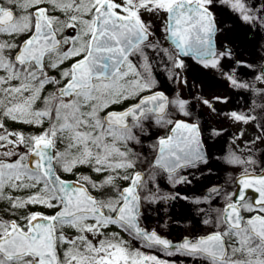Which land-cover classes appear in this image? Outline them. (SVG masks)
Returning a JSON list of instances; mask_svg holds the SVG:
<instances>
[{"label": "snow or ice", "instance_id": "1", "mask_svg": "<svg viewBox=\"0 0 264 264\" xmlns=\"http://www.w3.org/2000/svg\"><path fill=\"white\" fill-rule=\"evenodd\" d=\"M0 264H264V0H0Z\"/></svg>", "mask_w": 264, "mask_h": 264}, {"label": "rangeland", "instance_id": "2", "mask_svg": "<svg viewBox=\"0 0 264 264\" xmlns=\"http://www.w3.org/2000/svg\"><path fill=\"white\" fill-rule=\"evenodd\" d=\"M235 102L240 103V104H243V98H242V97H238V98H236V101H235ZM153 131L156 132V129L154 128ZM172 212H173V214H176V213L179 212V209H173ZM161 215H162V213H161ZM151 222H152V223H155V218H154V217L152 218ZM190 227H191V225H188V224H186V223H182V224H173V225L171 226V233H172L173 235H179L181 232H185L186 229H188V228H190ZM203 227H204V226L201 225V226H200V229H203ZM195 230H196V229H194V231H195Z\"/></svg>", "mask_w": 264, "mask_h": 264}, {"label": "water", "instance_id": "3", "mask_svg": "<svg viewBox=\"0 0 264 264\" xmlns=\"http://www.w3.org/2000/svg\"><path fill=\"white\" fill-rule=\"evenodd\" d=\"M249 194L253 195L254 194V190H249Z\"/></svg>", "mask_w": 264, "mask_h": 264}, {"label": "flooded vegetation", "instance_id": "4", "mask_svg": "<svg viewBox=\"0 0 264 264\" xmlns=\"http://www.w3.org/2000/svg\"><path fill=\"white\" fill-rule=\"evenodd\" d=\"M161 131H163V130H161ZM156 134H159V133H156ZM203 229H196L195 231H202Z\"/></svg>", "mask_w": 264, "mask_h": 264}]
</instances>
